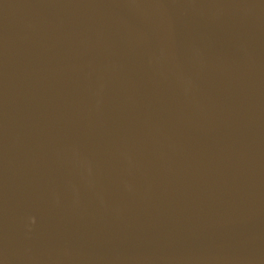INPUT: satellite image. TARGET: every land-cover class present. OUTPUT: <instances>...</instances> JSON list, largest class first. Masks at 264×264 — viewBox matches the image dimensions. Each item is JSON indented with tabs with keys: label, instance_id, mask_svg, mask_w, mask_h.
Wrapping results in <instances>:
<instances>
[{
	"label": "water",
	"instance_id": "1",
	"mask_svg": "<svg viewBox=\"0 0 264 264\" xmlns=\"http://www.w3.org/2000/svg\"><path fill=\"white\" fill-rule=\"evenodd\" d=\"M0 264H264V0H0Z\"/></svg>",
	"mask_w": 264,
	"mask_h": 264
}]
</instances>
